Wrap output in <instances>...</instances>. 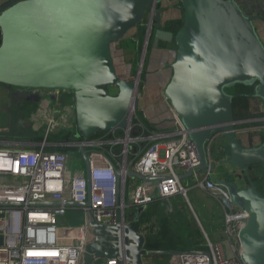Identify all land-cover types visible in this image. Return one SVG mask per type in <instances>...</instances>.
I'll use <instances>...</instances> for the list:
<instances>
[{"label": "water", "instance_id": "1", "mask_svg": "<svg viewBox=\"0 0 264 264\" xmlns=\"http://www.w3.org/2000/svg\"><path fill=\"white\" fill-rule=\"evenodd\" d=\"M164 1L5 2L0 6V84L72 91L77 131L84 139L99 132L122 131L130 123L132 109H140V77H120L112 44L123 39L153 10L149 28H159L155 43L174 39L176 44L165 96L196 144L199 171L209 173L213 182L224 184L234 205L248 213L246 225L239 233L242 260L245 264H264V195L250 176L249 184L242 186L236 178L220 179L216 173L222 163L241 170L254 163L264 164V141L245 146L239 139V121L233 108L235 95L228 92L237 84L255 86L250 97L264 103V42L255 17L246 14L237 0H172L183 9L182 25L174 34L160 28L165 10L160 5ZM30 99L38 102L40 94L32 93ZM219 136L227 141L229 154L215 162L211 160L210 148ZM79 150L90 180L88 150ZM192 173L193 169H189L180 178ZM116 175L119 181L120 170ZM129 175L152 180L136 171H129ZM68 204L91 206V200ZM144 209L139 206L133 212L134 220L124 224L105 225L92 219V240L86 245L81 264L114 257L124 264H146L149 255L198 252L146 248V237L137 227Z\"/></svg>", "mask_w": 264, "mask_h": 264}, {"label": "built area", "instance_id": "2", "mask_svg": "<svg viewBox=\"0 0 264 264\" xmlns=\"http://www.w3.org/2000/svg\"><path fill=\"white\" fill-rule=\"evenodd\" d=\"M147 13L148 21H153V10ZM51 91L57 96L61 90ZM53 109L57 113V107ZM171 110L173 127L168 130H151L140 109H132L130 123L122 131L56 142L50 141L49 136L60 123L56 114H48L43 140L30 147L22 140L3 137L9 127L0 126V264H81L86 245L92 240V219L105 225L124 224L128 222V212L139 206L146 208L159 201L166 209L173 207L180 195H187L180 175L189 169L193 173L188 178L221 207L229 248L206 234V246L197 253L177 256V264H245L239 233L246 225L248 213L234 205L224 184L213 182L209 173L199 171L196 144L172 106ZM250 120L256 121L257 126L237 129L238 134L243 131L246 135L247 146L262 142L264 133V116L259 114L238 120V124L245 126ZM73 127L70 124L71 131ZM50 145L74 147L79 153L85 147L90 159V180L86 171L83 175L70 174L67 150H52ZM117 170L121 172L119 181ZM129 171L152 180L135 183L130 181L136 177L130 176ZM89 199L91 206L68 204ZM40 202L51 204H33ZM73 208L83 214L81 226L71 239L64 233L61 238L60 218ZM91 264L124 262L114 257Z\"/></svg>", "mask_w": 264, "mask_h": 264}, {"label": "crops", "instance_id": "3", "mask_svg": "<svg viewBox=\"0 0 264 264\" xmlns=\"http://www.w3.org/2000/svg\"><path fill=\"white\" fill-rule=\"evenodd\" d=\"M7 1L9 0H0V6ZM237 1L239 2V4L241 5V7L243 8L246 14L255 17L256 28L258 30V33L261 39L264 42V15H263L264 0H237ZM160 6L165 9L164 13L162 14V24H163L162 29L163 30H165L164 27L168 21L183 18V9L178 2L172 1V0H166L162 2ZM156 29H159V28L156 27ZM155 39H156V35H155L154 40ZM175 50H176V47H175L174 39L173 40L160 39L158 41V44H156L154 41V46H153V51H152L153 54L149 57L147 67H146L147 68L146 78L144 80V83L139 88L138 95L140 97V111H141L142 116L144 117V120L148 122L149 124H151L152 126H154L152 130L163 131V130L171 129L173 127V113L171 110V104L165 96V88L172 76V69L170 65L175 60V57H176ZM114 56L115 55L113 54V59H114ZM117 68L118 67L116 66V69ZM123 69L126 72H128L126 68H123ZM117 72L121 78H125V79L130 78L128 77L127 73L120 74L118 70ZM60 93H64L62 95H57L58 100H61V101L63 100L64 97L70 96L69 90L68 91L66 90V92L60 91ZM252 98L254 97H251L250 100ZM63 101H65V103H63ZM63 101H62V107L61 109L58 108L57 113L52 110L50 111L56 114V118H58L59 123L61 119L66 120L70 123L71 111L70 109H68V107H72L73 109L75 108L73 104L70 105L69 103H67L66 100H63ZM75 119H76V113H75ZM61 123L59 125H61ZM62 125L63 126L68 125V128L70 129L69 131H71L70 124L62 123ZM76 128L77 126L75 124V128H74L75 131H76ZM74 135L76 137H74ZM74 135H72L71 139L80 138L78 133H75ZM219 137L220 138L218 141H216V143L214 142L211 144L210 157L212 161L214 160L217 161L218 159L224 160L225 158H228L226 157L228 155L225 156L223 154L226 152L224 150L226 149V147H228V143L226 142L223 136H219ZM43 138L35 137L32 140H28V139H21V140L28 143V147H30V146H36V144L41 142ZM252 146H255V145H252ZM49 147H57V146L50 145ZM76 151L79 153L78 150ZM80 153L79 155L81 156V159H82L83 156ZM228 164L229 163H225V164L222 163L221 165L218 166L219 168H217L216 172L220 173L221 167H223L225 171H229L233 169L234 166L230 164L228 165ZM81 167L82 165L80 166V168ZM217 177L220 179L228 178L224 175L218 176V174H217ZM238 182L240 183V180H238ZM201 195H203V197L208 199L215 208L217 207L218 208L217 211H219V213L223 214L221 207L217 204V202L214 199H212V197L210 198L209 195L203 190H202ZM182 196L184 195H180L179 197H182ZM184 197L187 198L188 206H185L183 203L181 204V201L178 202L177 200L175 204L179 203V207L175 208V206H173L168 209L166 208L164 209L161 202L155 201L144 209V211L140 215L137 227H138V230L142 234H144L146 237V244H145L146 248L151 249L148 246V244L155 243V244H159L162 249H152V250H199V249H203L201 247L196 248V246L199 245L200 240L203 239V234L201 230L204 225L201 223L200 221L201 219L198 213H196V211L194 210L193 203L188 198V195ZM77 210L79 209L78 208L70 209V211H68L66 215L60 218L61 221L63 222L66 218H73L74 216L78 214L81 215V212H78ZM133 212H136V211L134 209H131L128 212V222L134 220L135 215H133ZM201 212H203V210H201ZM175 213H179L180 215H182V219L180 221L181 222L180 233L182 235L178 234L174 229V224L172 222V217H173L172 215ZM163 218H168L166 226L162 225ZM209 219L210 221H214V218L212 217V215L209 216ZM164 231H166L167 234L163 235ZM203 231L205 232V235L208 234L204 228H203ZM222 236L224 237V231H223ZM209 237L211 238L210 235ZM215 238L217 239H214V240H220V238L222 237L215 236ZM204 242H206L205 237H204ZM188 245L190 246L186 247ZM175 257L177 256L176 255H166V254H156V255L147 256L145 258V261H146V264H174V262L176 261Z\"/></svg>", "mask_w": 264, "mask_h": 264}, {"label": "rangeland", "instance_id": "4", "mask_svg": "<svg viewBox=\"0 0 264 264\" xmlns=\"http://www.w3.org/2000/svg\"><path fill=\"white\" fill-rule=\"evenodd\" d=\"M157 30L158 29H156L155 26L152 29H150L149 21L144 19V21L141 22L140 25L130 29L123 39L112 44V52L115 55L114 63L118 67L117 70L119 71L120 74L127 73L128 77H130L129 79H136L139 75L140 77L139 78V88L144 83V80L146 78V74H147L146 67H147L149 57L153 54L152 51H153V46H154V41H155L154 38H155ZM175 47H176V44H175ZM123 68H126L128 72H126ZM40 90H52V89H40ZM61 92H66V91L61 90ZM14 93H15V90L9 87V85L0 84V126L9 127L8 133L3 134V137H6L13 141L21 140V139L32 140L35 137L43 138L46 133L45 122L47 118L49 117V116L47 117V115L48 114L55 115V113L52 112L54 111V109L50 111V108L52 105L54 106L57 103L56 100L51 105L49 104L48 101H46V103H38V104L36 103V106L31 105L29 103L31 108L22 111L20 105H22L23 107L24 104H22L19 101L14 100L15 99ZM58 93L59 95L64 94L60 92ZM69 94L70 96L64 97L63 100H66L67 103H69L70 105L72 104L74 105L73 92L69 91ZM68 109H70L71 111L70 123L63 119L60 120V123L62 122L64 124L66 123L73 124V126H75L76 124L75 123L76 122L75 109H73L72 107H68ZM246 112L248 114V118H246L247 120L251 119V117L254 118L256 114H259L260 116H262L264 114L263 101L260 98H255V97L252 98L250 100V106ZM26 113H27V116H23V114L25 115ZM62 123L61 125H57V128L55 130L53 129L54 133L49 136L50 141L56 142L57 140H59V138H62L70 130L68 128V125L63 126ZM257 124L258 123L256 121L250 120L246 122L245 126L237 125V128L238 130H241L246 127L247 128L255 127L257 126ZM72 131L76 133L75 129H72ZM238 136L241 139V141L247 146L248 142L246 141V137H245L246 135L243 133V131L239 133ZM263 136H264V133L262 137ZM71 137L68 139L70 140ZM74 137L76 136L74 135ZM66 150L68 152L67 168H68L69 173L73 175L75 174L83 175L85 172V164L82 161L79 153L76 150H70L69 148H67ZM224 151H226L225 153H223L225 156L229 154L228 147H226ZM218 161H221V160L218 159L215 162H218ZM81 165L82 167L80 168ZM251 169L260 178L259 185L260 184L262 185V187H260L261 189L260 191L264 193V166L262 164H256ZM220 171H221L220 173L216 172L218 176L224 175L228 178L229 176L234 177L237 180H240V183H242L240 185L242 186H247L249 184L246 178L250 175V171H251L250 169L241 170L237 167H233V169L229 171H225L223 167H221ZM18 179L19 178H14V180H18ZM130 181H134L135 183L141 182V180L137 178H131ZM182 181H183L185 188L187 189L188 198L192 201L194 210L196 211V213H198L201 219L200 221L204 225L203 228L207 231V233L213 239H217L215 238V236L222 237L220 238V240L223 241L225 246L229 248V241L227 240L226 237L222 236L223 231H224L223 214L219 213V211H217L218 208L217 207L215 208L208 199H206L205 197H203V195H201L202 190L196 186L195 181L192 178L186 177V178H183ZM259 185L257 183L258 187ZM131 188L133 187L131 186ZM179 201H181V204L183 203L185 206H188L186 197L184 196L179 197L178 202ZM174 206L175 208L179 207V203L174 204ZM201 210H203V212H201ZM77 211L81 212L79 210ZM211 215L214 218V221H210L209 216ZM172 216H173L172 222L174 224L175 231L178 234L182 235L180 233V226H181L180 221L182 219V215H180L179 213H175ZM82 218H83V214L81 212V215L78 214L74 216L73 218H66L63 222H61V226H60L61 238L64 233L66 236H68L69 239H71L72 236L75 234L77 228L81 226ZM203 228L201 230L203 234V239H201L202 242L200 240V244L197 245L196 248L205 247L206 242H204V237L206 238V235H205V232L203 231ZM189 246L190 245L186 247H189ZM177 259L178 258L175 257L176 261L174 262V264H177Z\"/></svg>", "mask_w": 264, "mask_h": 264}, {"label": "trees", "instance_id": "5", "mask_svg": "<svg viewBox=\"0 0 264 264\" xmlns=\"http://www.w3.org/2000/svg\"><path fill=\"white\" fill-rule=\"evenodd\" d=\"M145 20L148 21V13L146 14L145 16ZM144 21V20H143ZM141 24V23H140ZM138 24V25H140ZM137 25V26H138ZM182 25V19H176V20H170L166 23L164 29L165 30H168V31H171L173 32L174 34L177 33L178 29L181 27ZM228 92L232 93L235 95L234 97V100H233V108H234V115H235V119H239V120H243V119H246L248 118V114H247V110L250 106V95L253 94L255 92V86H247V85H244V84H237L231 88L228 89ZM264 116V114L262 115ZM145 121V120H144ZM146 122V121H145ZM147 126L152 130L154 126H152L151 124H149L148 122H146ZM76 131H77V128H76ZM78 133V131L76 132ZM102 132H99L97 134H95V136L101 134ZM75 132L73 131H69L67 132L62 138H59V140H69L68 138H70L72 135H74ZM79 135V133H78ZM80 138H82L80 135H79ZM264 141V136L262 137V142ZM50 149L52 150H55V149H63V150H66L65 148L63 147H49ZM70 150H75L74 147L72 148H69ZM229 152V151H228ZM256 164H262V163H254L252 165H249L247 167V169H250V179L254 182V184L256 185V187L258 188V190L260 191V187H262V185L260 184L259 185V177L255 174L254 171H252V167ZM264 166V164H262ZM229 179L230 180H234L235 178L234 177H231L229 176ZM248 180V183H249V179L246 178ZM257 183L259 185V187L257 186ZM261 192V191H260ZM263 195L264 193L261 192ZM167 221H168V218H163L162 219V225L163 226H166L167 225ZM162 233V232H161ZM167 234L166 231L163 232V235ZM148 246L151 248V249H162L161 246L159 244H151L149 243Z\"/></svg>", "mask_w": 264, "mask_h": 264}, {"label": "flooded vegetation", "instance_id": "6", "mask_svg": "<svg viewBox=\"0 0 264 264\" xmlns=\"http://www.w3.org/2000/svg\"><path fill=\"white\" fill-rule=\"evenodd\" d=\"M11 87L12 89L15 90V93H14V96H15V99L16 101H19L21 102L23 105H20L22 111L23 110H26V109H30V105H35L36 106V103H46V101L49 102V104L51 105L55 100H56V104L53 106H51V109L53 108H61L62 107V101L61 100H58L56 94L51 91V90H38V89H27V88H20V87H15V86H9ZM38 92L40 94V99L38 102H34L33 100H31V95L32 93H36ZM63 103H65V101H63ZM58 104V105H57ZM23 116H27V113ZM240 125V124H238Z\"/></svg>", "mask_w": 264, "mask_h": 264}]
</instances>
